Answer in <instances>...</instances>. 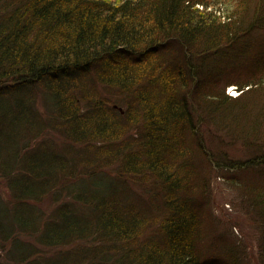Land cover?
Returning <instances> with one entry per match:
<instances>
[{
    "label": "trees",
    "instance_id": "trees-1",
    "mask_svg": "<svg viewBox=\"0 0 264 264\" xmlns=\"http://www.w3.org/2000/svg\"><path fill=\"white\" fill-rule=\"evenodd\" d=\"M247 1L224 12L221 0H0L6 263L239 264L236 244L204 242L193 161L212 162L199 126L215 124L222 143L250 149L231 168L264 180V37L255 80L236 84L237 97L232 81L217 87L264 31V0ZM92 68L91 88L70 80ZM141 191L152 202L129 199ZM139 205L162 215L153 222Z\"/></svg>",
    "mask_w": 264,
    "mask_h": 264
},
{
    "label": "rangeland",
    "instance_id": "rangeland-1",
    "mask_svg": "<svg viewBox=\"0 0 264 264\" xmlns=\"http://www.w3.org/2000/svg\"><path fill=\"white\" fill-rule=\"evenodd\" d=\"M237 2L236 0H221L220 5L217 7L220 10H224V12H227V10L231 12L235 11L236 8L238 9ZM249 2L248 0L247 3ZM263 37L264 31L258 32L255 36L252 35L249 54L246 53L239 58L237 67L232 68L231 66L228 71L221 75L223 77L220 78L221 82L218 83V88H223L225 82L232 81L233 85L227 87L234 86L237 89L235 87L236 84H244L250 80H255V69L252 68L253 62L250 61L256 55L259 43ZM97 70L92 68L75 79L70 78V80L78 81L87 77L85 84L88 83L89 85L86 88H91L90 82L96 77ZM248 78L249 80H247ZM99 87V89L105 91L100 83ZM209 87L210 84L206 85L205 92L202 93L206 94L207 97L211 95ZM225 92L228 95V88H226ZM39 104H41L40 107L42 109L45 108L41 97L39 98ZM123 109H126V106ZM210 125L211 129L201 124L199 126V136L205 139V146L207 151L210 152L212 162L210 163L205 153L201 152L198 158L193 161L194 170L199 177L197 178L196 191L202 187L206 189V194L196 197L202 200V226L200 225V230H203L206 234V238L204 235V242L207 246L213 244L212 239L216 237L217 241L222 240L228 244H236L238 259L241 258L239 264H263V260L260 258V230H263V226L261 218L255 215L256 211L254 205H252V200L257 199L255 195L257 192H264V180L259 178L255 170L244 164L242 165L243 168L240 165L236 168H231L230 162H239L238 164H240L248 159L250 157V149L248 145H241L243 144L242 140H237L236 144L231 141L222 143L223 138H217L218 136H216V125L214 124L213 130L211 123ZM51 135L53 139L56 138L59 141L64 139V136L57 131L51 133ZM35 143L36 141H31L30 144L34 145ZM6 184V181L0 175V198L4 202L10 198V192ZM140 196L141 201L152 202L151 197L144 191L137 195H132L129 199L137 201L136 199H139ZM139 206L143 210L145 209L144 206ZM40 207L48 213L55 208V205L51 203L50 198H47ZM145 214L149 218L155 217L153 222H156L162 212L156 210V208L154 209V207H149ZM151 214L154 217L150 216ZM4 247H6V243L4 237L0 234V264H9L8 262L6 263L7 256L6 251L3 250ZM224 259H227V257H224Z\"/></svg>",
    "mask_w": 264,
    "mask_h": 264
}]
</instances>
